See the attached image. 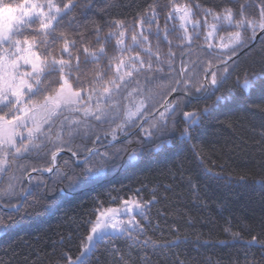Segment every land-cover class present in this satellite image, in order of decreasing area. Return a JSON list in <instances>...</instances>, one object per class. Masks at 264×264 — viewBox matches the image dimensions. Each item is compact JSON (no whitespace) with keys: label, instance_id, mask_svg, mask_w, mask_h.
I'll use <instances>...</instances> for the list:
<instances>
[{"label":"snow or ice","instance_id":"6c2138e0","mask_svg":"<svg viewBox=\"0 0 264 264\" xmlns=\"http://www.w3.org/2000/svg\"><path fill=\"white\" fill-rule=\"evenodd\" d=\"M232 2L238 5L235 10L231 7H222L217 11L203 6L198 0H167L164 4H157L156 0H153L146 9L137 13L131 33L127 32L124 20L108 21L107 23L114 27L115 31H110L107 37H118L116 48L120 55L107 57L103 44L95 50L90 51L88 47H83L81 51L91 61L107 58V68L113 72V78L105 80V73L97 71L85 86V81L82 80L84 74L81 71L80 56L72 51L77 47V41L64 32H57V29L65 23V18L76 7H81L85 12L95 9L91 0L83 4L80 0H60V2L19 0L14 4L0 0V112L7 109L3 115H0V174L6 173L16 159L26 155L31 156L35 153L36 158H41L44 149L51 144L56 146V150L46 155L50 156L52 167H32V172L41 175L51 174L50 178L55 183H63L66 180L71 187H84L98 180L108 165L118 167L125 153L129 160H134L143 155L144 145H151L148 148L149 153L158 151L163 144L169 142L168 139H160L161 137L190 143L196 129L202 123V117L213 109L221 111L236 106L252 110L247 107L243 95L232 92L228 95H216L236 71L239 53L254 47L258 32L264 34V0H232ZM161 19L163 26L160 24ZM228 28L235 31L227 32L224 36L219 35L221 30ZM201 29L206 31L202 33ZM177 30H179L178 40L182 43L174 44L169 39V35ZM92 31L97 34L99 43L101 27L94 23ZM145 32L148 35H145ZM26 33H35V35L29 36ZM245 33L249 34L245 35ZM78 35L82 38V34ZM150 35H154L157 39L155 51L149 39ZM201 35L205 43L200 47L216 61L215 64L212 63V59L192 61L188 58L190 53L187 50L193 47ZM37 36L40 39H37ZM214 36L219 39L218 44L209 42ZM126 37L131 40L130 45L125 44ZM56 40L63 41L59 59L51 52ZM161 40L168 45L167 58L164 60L161 59L159 51ZM173 47L182 49L179 55L172 51ZM133 48H139L145 55L141 56L139 52H133ZM124 53L128 54L124 55ZM64 56H67V59ZM87 62L86 59L85 63ZM197 69L205 74V82L199 83V86H197ZM54 74L58 76L52 79ZM141 75L146 84L161 78H169L170 83L164 85L168 88L167 94H176L171 102L166 100L161 105L164 110L159 112L158 121H153L150 127H144L140 122L151 111L148 106L151 96L145 93L144 86L139 82L138 77ZM73 80L77 87L73 86ZM235 80L243 93L259 92L261 97H264V62L259 71L245 69L242 75L236 76ZM130 84L136 86L129 89ZM150 91L149 89V93ZM37 96H42V100L37 102L33 99ZM137 96L144 98L137 100ZM182 96L188 97L189 105L193 99L201 97L214 96L215 100L212 105L198 111L181 112L182 121H178L174 117L184 103L180 99ZM247 98L250 99L251 95L249 94ZM122 101L127 102L123 105L125 108L123 122L110 133L104 132L103 135L95 133L88 123L89 118L101 124L113 122L121 115ZM258 110L264 111V109ZM126 127H138L141 130L142 136L135 141L140 145L139 151L132 150L128 153L127 149L116 148L111 154L108 151L100 152L97 145L102 139L111 136L108 140V144L111 145L118 139V132L127 137ZM65 135L68 141H65ZM76 137L86 140L92 146L89 147L88 143H85L75 152L71 147L67 148V151L72 153L73 163L81 169L79 173L73 170L74 175L69 176L56 164V160L64 150L61 146L70 143ZM158 139L160 143H156ZM193 149L195 150V145ZM96 157L100 159L93 163ZM64 164L66 167H71L67 161H64ZM200 166L213 180L231 182L235 179L236 183L256 182V177L248 175L233 178L230 173L215 172L204 165L202 157ZM16 179L18 178L15 176L10 177V180ZM34 179L31 174L27 175L29 185H33ZM259 179L264 181V174ZM189 183H192L191 179ZM15 187V184L10 182L7 189L0 190V198L18 196L33 211L39 209L51 211L57 197L48 199L47 192L63 191L62 188L49 189L43 181H36L30 189L21 188L18 192L15 191ZM41 187L45 189V193L38 198L36 191ZM139 191L136 190L137 193ZM193 192L199 199V190L193 187ZM154 200L155 196L147 201H143L142 197L138 198L137 195H132L128 199L109 197V203H119L120 206L108 208H104L102 202L97 200L98 207L93 209L97 213L96 219L89 218L84 221L89 234L83 250L76 260L68 257L67 253L61 254L62 259H67L68 264H87V258L96 250V245L111 240L115 235L127 237L143 246L155 244H160L162 247L171 246L175 241L162 243L153 241L147 236L144 225L136 219L139 216L150 224L147 212ZM14 223L9 225L0 219V230H7L14 226ZM226 231L233 240L243 239L239 233L231 232L229 229ZM141 235L143 239L140 238ZM176 239L182 238L177 236ZM247 244L264 248V240H258L255 236L247 241Z\"/></svg>","mask_w":264,"mask_h":264},{"label":"trees","instance_id":"16d2710c","mask_svg":"<svg viewBox=\"0 0 264 264\" xmlns=\"http://www.w3.org/2000/svg\"><path fill=\"white\" fill-rule=\"evenodd\" d=\"M5 2L14 4L19 0H5ZM87 2L88 0H80L82 4ZM91 2L95 5V9L85 12L81 7H76L65 18V23L57 29V32H64L77 41V47L72 51L80 56L81 71L84 74L82 80L85 81V86L97 71L105 73V80L112 79L113 72L107 68V58L91 61L90 58L85 57L81 49L88 47L91 51L103 44L107 57H116L114 37H107V34L115 31V28L107 22L124 20L128 33H131L129 28L137 13L146 9L153 0H107V3L105 0H91ZM166 2L167 0H156L157 4ZM198 2L217 11L222 7H231L234 10L238 7L232 0H198ZM94 23L102 29L99 43L97 34L92 31ZM26 34L35 35V33ZM78 34H82V38ZM37 39L40 37L37 36ZM200 40L197 39L193 47L187 50L192 61H197L194 56L199 61L212 59L205 49L200 47L205 43ZM62 45V40H56L55 47L51 49L52 55L58 59ZM152 45L156 50L154 41ZM162 45L163 49L159 48V50L163 52L167 45L165 42ZM177 49L179 55L182 50ZM64 58L67 59V56ZM86 59L87 63H85ZM262 62H264V34L259 37L254 47L240 53L236 71L216 93V95H228L232 92L243 95L247 107L252 110L236 106L221 111L213 109L202 117V123L196 129L190 143L161 137L160 139H168L169 142L163 144L158 151L149 153L148 148L151 145H144L142 156L132 161L127 160L130 162H119L118 167L108 165L105 173L98 180L84 187H71L66 180L63 183H55L50 178L51 174L33 175L32 177L35 178L33 185L36 181H43L49 189L62 188L63 191L47 192L48 199L57 197L51 211L43 209L33 211L24 202L23 207L14 211L8 212L0 208V219L4 223L13 225L15 222L9 229L0 230V264H68V260L62 259L61 254L67 253L71 259L79 256L89 234L84 221L89 218L96 219L97 213L93 209L98 207L97 200L102 202L105 208L111 204H118L109 203V197L127 199L132 195L142 197L143 201L152 200L155 196L147 212L150 224L139 216L137 220L144 225L147 236L153 241L161 243L175 241V243L168 247H162L160 244L143 246L127 237L115 235L111 240L96 245V250L87 258V264H253V262L264 264V248L247 244L253 236L258 240H264V181L259 179L264 174V111L258 110L264 109V97H261L259 92L243 93L235 80L236 76L242 75L245 69L259 71ZM212 63L215 64L216 61L212 59ZM177 64H179L178 60ZM217 75L219 76V72ZM57 76L58 74H54L52 79ZM203 77L204 73L197 69V86L205 82ZM140 80L145 82L143 76ZM72 83L77 87L74 80ZM150 83H154L152 85L156 87L155 89H160L161 93L163 91L158 96L160 103L150 111L153 112L168 96V88L164 85H168L170 80L165 77ZM249 94L250 99L247 98ZM181 98L186 100L174 117L178 121H182L181 112L198 111L212 105L215 100L214 96L201 97L193 99L189 105L187 96ZM33 99L39 102L42 96ZM6 111L7 109H4V112ZM4 112H0V115ZM107 126L108 123L105 127L102 125L101 130L105 128L106 131ZM136 133L133 135H137ZM160 139L156 140V143H160ZM104 142L102 139V143ZM122 142L112 146L125 143ZM85 143L88 142L81 140L74 144L72 150L75 152ZM90 144L88 143L89 147ZM129 145L132 146L129 148H133L134 145L140 146L133 142ZM110 147H104L102 150H108ZM55 150L56 147L52 148L50 144L44 149L41 158H36L33 153L31 156L26 155L16 159L2 176L0 183H6L9 174L15 170L20 176L15 191L26 189L28 183L25 178L28 172L32 167H49L50 156L46 154ZM201 157L204 165L215 172L230 173L233 178L248 175L256 177V182L236 183L235 179L231 182L213 180L200 166ZM57 159L58 166L69 176H73L74 172H80V167L73 163L74 158L70 154H59ZM64 161H67L71 167H66ZM189 179L192 180L191 184ZM33 185H30V188ZM193 187L199 190V199L196 198ZM137 189L140 190L139 193L136 192ZM44 193L43 187L36 191L38 198ZM20 199L18 196L0 198L7 206L17 204ZM226 229L239 233L243 239L233 240ZM177 236L182 239L177 240ZM185 237L187 239H183ZM140 238L144 237L141 235Z\"/></svg>","mask_w":264,"mask_h":264},{"label":"rangeland","instance_id":"374dc122","mask_svg":"<svg viewBox=\"0 0 264 264\" xmlns=\"http://www.w3.org/2000/svg\"><path fill=\"white\" fill-rule=\"evenodd\" d=\"M178 23V22H177ZM160 24H161V26H163V19H161L160 20ZM129 30L130 31H132V26L129 28ZM206 31V29H201V32L203 33V32H205ZM230 31H235V29H231V28H228V29H223V30H221L220 31V33H219V35L220 36H224V35H226L227 34V32H230ZM127 32H128V29H127ZM145 35H148V33L147 32H145ZM178 36H179V30H177L176 32H173V33H170V35H169V39L170 40H172L173 41V43L174 44H177V43H182V41H179L178 40ZM116 39H118V37H114V40H115V43H116ZM149 39L151 40V41H154L155 42V45H157V39H156V37L154 36V35H150L149 36ZM200 39L201 40H203V42H205L204 41V38H203V35H201V37H200ZM200 40V41H201ZM209 42H211V43H213V44H218L220 41H219V39L217 38V37H212L211 39H210V41ZM164 42H163V40H161V41H159V48H161V49H163V44ZM125 44H131V40H130V38H128V37H126V39H125ZM167 45V44H166ZM161 49L159 50L160 51V54H161V59L163 60L165 57H166V53L168 52V45H167V48H165V50L162 52L161 51ZM154 51H155V49H153ZM179 50H182L181 48H179ZM116 51H117V48H116ZM172 51L173 52H175V53H177L178 52V49L176 48V47H173L172 48ZM133 52H139L140 53V55L141 56H144L145 55V53L143 52V51H141L139 48H133ZM128 53H124V55H127ZM118 55H120V53L117 51V54H116V56H118ZM193 58H196L197 60H198V58L197 57H193ZM189 59H191L192 60V58L191 57H189ZM205 75V74H204ZM142 76V75H141ZM140 76V77H141ZM140 77H138V79H139V82H140V84L142 85V86H144V91H145V93L146 94H148V95H150L151 96V99L148 101V106H149V108L152 110L153 109V105L154 106H156V104L157 103H160V101H159V99H158V96L160 95V93H161V91H160V89H155L156 87L155 86H153L152 84H154V83H150V82H148V84H146L145 82L143 83L142 82V80H140ZM219 77V76H218ZM204 78V77H203ZM136 85L135 84H130L129 85V89H131V88H133V87H135ZM149 89L151 90L150 91V93H149ZM162 93H163V91H162ZM161 93V94H162ZM169 96V95H168ZM167 96V97H168ZM166 97V98H167ZM175 97V95L171 98V100L169 101V102H171L172 101V99ZM142 98H144V97H140V96H137L136 97V99L137 100H139V99H142ZM182 99V101H185L186 99H183V98H181ZM164 102V101H163ZM127 102H125V101H122V106H121V115L117 118V119H115L113 122H105V123H103V124H101V123H99V122H97L96 120H94V119H91V118H89V120H88V123L92 126V129H93V131L95 132V133H99V134H101V135H103V133L104 132H111L112 131V129H115L116 127H117V125L118 124H120V123H122L123 122V119H124V116H123V113H124V111H125V108H124V104H126ZM163 104V103H162ZM161 104V105H162ZM161 105H159V106H161ZM95 105H94V103H93V107H94ZM105 106H107V105H105ZM156 108H158V107H156ZM164 109H162V110H160V111H163ZM159 111V112H160ZM159 112L155 115V116H153V117H151L149 120H147L143 125H144V127H150L151 126V123L153 122V121H158V119H159ZM151 113V112H150ZM150 113H148V114H150ZM66 115H67V113H65ZM148 114H146V115H148ZM106 123H108L109 124V126H107L106 128V131H104V129L105 128H103V130H101V126L103 125V127H105V124ZM135 127H126L125 128V131L126 132H129L130 130H132V129H134ZM102 131H104V132H102ZM139 131V132H138ZM137 132H138V134L137 135H133V134H135V133H133L131 136H129L127 139H125V140H123V142H125L124 144H117V145H115V146H112V145H114V144H111V145H109V146H105V147H110V146H112V147H110L108 150H105V151H108L110 154H111V152L112 151H114L116 148H121V149H127V152L128 153H130V152H132V150H140V146H137V145H134V147L133 148H129V147H132V146H130L129 145V143H127L126 141L127 140H131L133 143H136L135 141L137 140V139H139L141 136H142V132H141V130H138ZM158 135V134H157ZM118 136H122V134H120L119 132H118ZM64 139H65V141H68V137H67V135H65L64 136ZM111 139V136H108L106 139H103L105 142L104 143H102V141H101V143L100 144H98V146H104L105 144H107L108 143V140H110ZM79 140V141H78ZM81 140H83L82 138H80V137H76L75 139H73V140H71V142L70 143H66L65 145H62L61 147H63V149H65V150H67V148L68 147H71V148H73V146H74V144H77V143H79ZM122 142V141H121ZM122 142V143H123ZM118 143V142H117ZM80 144H83V143H80ZM50 145V144H49ZM91 145V144H90ZM92 146V145H91ZM53 147H56V146H53L52 145V148ZM104 147H102V148H100L99 150H100V152H104L103 149ZM129 148V149H128ZM103 149V150H102ZM74 152V151H73ZM59 156V155H58ZM58 156H57V158H58ZM72 156V155H71ZM73 157V156H72ZM99 159H100V157H96V158H94L93 159V163H96V162H98L99 161ZM127 160H129L128 158H127V154L125 153V154H123V159H121L119 162H121V163H124V162H130V161H132V160H130V161H127ZM58 159L56 160V164L58 165ZM52 165V164H51ZM51 165L49 166V167H51ZM40 168V167H39ZM47 168V167H46ZM106 169H107V167L105 168V171H106ZM105 173V172H104ZM5 174V173H4ZM4 174H0V181H1V179H2V176L4 175ZM12 176H15V177H20L19 176V174L14 170L13 172H12V174L10 173L9 174V176L7 177V179H9L6 183H0V190H3V187L4 186H6L5 187V189H7V187H8V184L11 182V183H13V184H15V186H17L18 185V183H19V178L18 179H16V180H10V177H12ZM29 187H30V185H29ZM128 199V198H127ZM2 202V201H1ZM3 203V202H2ZM4 204V203H3ZM120 205H119V203L118 204H111V205H109V206H107V207H105V208H108V207H119ZM3 210V209H2ZM120 218H126V217H120ZM136 219H137V217H136ZM86 242V241H85ZM85 244V243H84ZM82 250H83V248H82ZM80 255V254H79ZM72 260H76V259H72Z\"/></svg>","mask_w":264,"mask_h":264},{"label":"water","instance_id":"95a60500","mask_svg":"<svg viewBox=\"0 0 264 264\" xmlns=\"http://www.w3.org/2000/svg\"><path fill=\"white\" fill-rule=\"evenodd\" d=\"M262 34L261 33H257V37H256V41H255V43L257 42V40L259 39V37L261 36ZM243 52V50L240 52V53H242ZM240 53H239V55H240ZM174 95H176L175 93H173L172 95H169L165 100H164V102H163V104L165 103V101L167 100V101H170L171 100V98L174 96ZM162 104V105H163ZM163 109V107H161V106H159L158 108H156L153 112H151L150 114H148V115H146L145 117H143L142 119H141V123H145V121H147V120H149L151 117H153L154 115H156L160 110H162ZM138 130H140L138 127H135L134 129H132V130H130L129 132H127L128 133V135H127V137H125L124 135H122V136H118V139L116 140V141H114L112 144H114V143H117V142H121V141H123V140H125V139H127L129 136H131L133 133H135V132H137ZM105 146H109V144L107 143V144H105L104 146H98L97 145V147L100 149V148H102V147H105ZM62 153H68V154H70V155H72V153H70V152H68L67 150H63L60 154H62ZM51 167H52V165H51ZM28 174H31V176H33V175H35V174H38V173H36V172H32V170L31 171H29L28 172ZM27 174V175H28ZM44 174H48V173H44ZM27 175H26V182H27ZM26 189H30V187H29V184H28V186H27V188ZM23 200L22 199H20V201L17 203V204H14V205H12V206H7V205H5V204H3L2 202H1V200H0V208H2L3 210H5V211H14V210H17V209H19L20 207H21V205L23 204Z\"/></svg>","mask_w":264,"mask_h":264}]
</instances>
